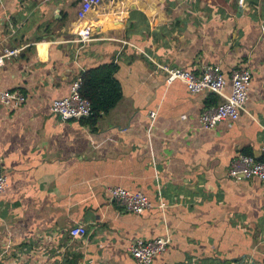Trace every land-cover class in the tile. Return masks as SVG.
Returning <instances> with one entry per match:
<instances>
[{
  "label": "crops",
  "instance_id": "obj_1",
  "mask_svg": "<svg viewBox=\"0 0 264 264\" xmlns=\"http://www.w3.org/2000/svg\"><path fill=\"white\" fill-rule=\"evenodd\" d=\"M80 3L0 0V52L18 49L0 65V91L25 98H0L3 263L138 264L127 247L155 237L169 242L152 264L264 263V180L227 176L239 154L264 159V0H100L83 18ZM106 64L121 91L113 108L91 120L50 111ZM202 64L219 65L224 94L231 70L251 72L245 111L211 129L198 116L222 97L168 84L160 67ZM112 186L150 208H119ZM76 224L84 236L69 235Z\"/></svg>",
  "mask_w": 264,
  "mask_h": 264
},
{
  "label": "built area",
  "instance_id": "obj_2",
  "mask_svg": "<svg viewBox=\"0 0 264 264\" xmlns=\"http://www.w3.org/2000/svg\"><path fill=\"white\" fill-rule=\"evenodd\" d=\"M243 0H238L239 4ZM100 0H81L80 8L77 12L79 17H84L86 13ZM91 39V30L83 28L78 31V42H86ZM18 49H5L0 52V65L4 59L11 55H16ZM165 74V81L169 84L172 81L180 80L184 83L189 93H199L207 91L220 95L223 100L218 104L205 108L198 116L200 125L205 129H211L223 120H236L242 111H245L244 104L247 100L248 90L251 81V72L245 66H240L231 70L229 74L230 92L223 93L226 78L217 64H202L197 70L182 69L178 67L170 68L161 66ZM81 78H76L70 86L68 95L55 100L50 111L63 120L81 119L91 113V106L86 98L79 95L78 90ZM0 98L3 101H14L18 104L25 100L24 96L17 90L0 91ZM149 116H155L151 111ZM227 176L234 179H259L264 180V160L255 159L249 154H239L228 163ZM5 186V180L0 174V191ZM108 199L119 208L140 214L150 208L151 202L145 194L140 191H130L120 186H112L107 190ZM85 225L76 224L69 229L72 237H82L86 234ZM169 242L167 237H155L150 240L142 238L135 239L127 250L138 264H152L154 257L163 253ZM0 264H4L0 258ZM235 264H255L252 262H239Z\"/></svg>",
  "mask_w": 264,
  "mask_h": 264
},
{
  "label": "trees",
  "instance_id": "obj_3",
  "mask_svg": "<svg viewBox=\"0 0 264 264\" xmlns=\"http://www.w3.org/2000/svg\"><path fill=\"white\" fill-rule=\"evenodd\" d=\"M114 68V64H106L89 68L80 73L81 82L78 93L89 101L91 113L79 120L95 119L101 113H106L113 108L120 99V85L113 77ZM213 97L212 106L218 103L217 98ZM94 122L92 120L90 123L93 124Z\"/></svg>",
  "mask_w": 264,
  "mask_h": 264
},
{
  "label": "water",
  "instance_id": "obj_4",
  "mask_svg": "<svg viewBox=\"0 0 264 264\" xmlns=\"http://www.w3.org/2000/svg\"><path fill=\"white\" fill-rule=\"evenodd\" d=\"M253 263H255V264H264V263H256V262H253Z\"/></svg>",
  "mask_w": 264,
  "mask_h": 264
}]
</instances>
